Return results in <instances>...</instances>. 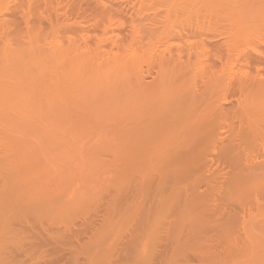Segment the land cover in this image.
<instances>
[{
	"label": "bare ground",
	"instance_id": "1",
	"mask_svg": "<svg viewBox=\"0 0 264 264\" xmlns=\"http://www.w3.org/2000/svg\"><path fill=\"white\" fill-rule=\"evenodd\" d=\"M0 264H264V0H0Z\"/></svg>",
	"mask_w": 264,
	"mask_h": 264
},
{
	"label": "rangeland",
	"instance_id": "2",
	"mask_svg": "<svg viewBox=\"0 0 264 264\" xmlns=\"http://www.w3.org/2000/svg\"><path fill=\"white\" fill-rule=\"evenodd\" d=\"M21 3V1L19 2V4Z\"/></svg>",
	"mask_w": 264,
	"mask_h": 264
}]
</instances>
